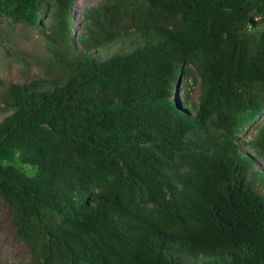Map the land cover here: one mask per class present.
Listing matches in <instances>:
<instances>
[{"label": "trees", "instance_id": "trees-1", "mask_svg": "<svg viewBox=\"0 0 264 264\" xmlns=\"http://www.w3.org/2000/svg\"><path fill=\"white\" fill-rule=\"evenodd\" d=\"M73 2L0 0L51 72L0 82L24 264H264V122L239 138L264 112V0H102L75 39Z\"/></svg>", "mask_w": 264, "mask_h": 264}, {"label": "rangeland", "instance_id": "rangeland-1", "mask_svg": "<svg viewBox=\"0 0 264 264\" xmlns=\"http://www.w3.org/2000/svg\"><path fill=\"white\" fill-rule=\"evenodd\" d=\"M102 0H74L71 8L72 34L80 32V12L87 5L100 3ZM43 22H47L45 18ZM258 28H264V23ZM111 49L108 50L110 52ZM49 52L42 36L36 27L23 23H13L0 19V82L23 83L35 78H47L46 72ZM191 102L196 103L199 93L198 83L188 79L186 87ZM1 106V101H0ZM2 116V114L0 115ZM264 122V112L243 129L239 138L249 140L256 126ZM13 224L8 212L0 200V264H24L29 252L25 245L12 238Z\"/></svg>", "mask_w": 264, "mask_h": 264}]
</instances>
